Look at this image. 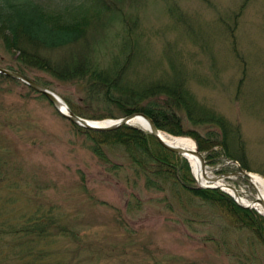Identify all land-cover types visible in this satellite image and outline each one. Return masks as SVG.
<instances>
[{
    "label": "rangeland",
    "instance_id": "obj_1",
    "mask_svg": "<svg viewBox=\"0 0 264 264\" xmlns=\"http://www.w3.org/2000/svg\"><path fill=\"white\" fill-rule=\"evenodd\" d=\"M44 1L76 6L83 0ZM104 1L89 27L85 50L105 65L117 56L124 28L132 27L140 55L130 78L145 86L173 67L183 71L198 101L241 130L245 166L224 159V171L240 167L264 178V0ZM116 11L127 18L125 24L113 18ZM83 46L27 53L8 50L0 40V66L23 68L83 113L111 118L118 108L85 100V78L59 71L70 49ZM88 135L77 131L46 96L0 77V159L5 163L0 160V180L8 179L0 182V200L16 199L15 213L28 208V215L39 206L54 207L61 224L83 233L84 243L57 235V257L65 256L67 264H264V245L255 233L218 206L198 199L191 203L187 195L175 198L166 191L169 186L146 188L142 177L133 178L126 157L116 175L93 153ZM127 177L132 181L126 182ZM226 183L252 199L244 177Z\"/></svg>",
    "mask_w": 264,
    "mask_h": 264
},
{
    "label": "trees",
    "instance_id": "obj_2",
    "mask_svg": "<svg viewBox=\"0 0 264 264\" xmlns=\"http://www.w3.org/2000/svg\"><path fill=\"white\" fill-rule=\"evenodd\" d=\"M103 3L104 0H83L76 6H52L44 0H0V40H3L8 50L19 49L27 53L28 50L37 49L68 51L73 46L84 45L80 50L76 49L79 55L75 49H70L71 55L63 61L64 65L59 63L58 68L62 73L72 75V78H85V100L118 108L119 114H110L109 117L143 112L160 129L193 137L205 154L207 163L218 166L220 172L224 171V159H235L245 166V148L240 128L223 114L199 102L186 85L187 75L183 71L173 67L172 73L145 86L130 78V74L136 71V61L140 55L138 39L132 27L124 28L126 37L119 51L116 50L117 56L113 55L112 60L105 65L95 58L94 53H89L90 49L85 50L89 27L92 20L103 11ZM90 9L95 13L92 18ZM170 11L174 15V8ZM113 17L120 19L123 24L127 22V18L119 11ZM170 63L172 67L173 61ZM8 68L25 74L23 68ZM0 77L8 76L0 74ZM69 105L78 115L102 117L88 115L82 112V107ZM181 113L191 126L186 127ZM74 126L77 131L89 134L93 153L116 175L121 174L123 164L120 161L126 157L133 178L134 175V179L143 178L146 188L164 190L169 186L170 189L166 191L175 198L181 199L187 195L191 203H196L198 199L218 206L240 227L255 233L264 245L263 216L255 210L239 207L219 189L199 187L187 160L162 147L149 133L132 126L107 132ZM114 150L121 153H113ZM0 160L4 165L2 158ZM3 180L8 179L1 178L0 181ZM125 181H132V178L127 177ZM16 188L10 189V192L14 193ZM14 201L16 199L0 200V264H67L66 257H57L60 253L54 251L57 235L70 237L76 243L86 241L83 233L61 224L57 216L60 212L54 207L39 206L28 215V208L15 213ZM164 201L170 202L168 198ZM257 262L262 264L259 260L254 261V264Z\"/></svg>",
    "mask_w": 264,
    "mask_h": 264
},
{
    "label": "bare ground",
    "instance_id": "obj_3",
    "mask_svg": "<svg viewBox=\"0 0 264 264\" xmlns=\"http://www.w3.org/2000/svg\"><path fill=\"white\" fill-rule=\"evenodd\" d=\"M114 19L116 20V18H114ZM0 68L13 70L11 68L2 67V66H0ZM136 70H137V68H136ZM13 71H16V70H13ZM16 72H18V71H16ZM0 74L6 75V74H4L2 72H0ZM6 76H8L10 78H13V79H15V80H17V81H19L21 83H24L25 85L28 86V84H26L25 82L15 78V77H12V76H9V75H6ZM59 105H60V108L65 110V107L63 106V104H59ZM140 114H144V115L148 116L147 114H145L143 112H132V113L127 114V115L118 116V117H111V118H108V119H110V120H118L120 118H123V117L125 118V117L129 116L130 119L128 121L131 122V123H127V124L123 125L122 127H124V126H132V127L140 128L143 131L149 133L151 136H153L160 145H161L160 142L166 141V142H168L170 144H173V145H179V146L188 148V150L195 148V142H194V140L191 137H189V136H180V134H173V133H171L169 131L167 132L166 130L160 129L156 125L154 120H152L148 116L155 123L156 127L158 128L157 134L154 135L152 133V127H151L150 122H148L147 119L138 116ZM131 115H137V117H135L133 119V116H131ZM108 119L107 120H99L100 124H107L109 122ZM122 127H120V128H122ZM117 129H119V128H116L115 130H117ZM187 157H188V159L190 160V162L192 164L193 172H194V175L197 178V180L199 182H201V183H205V181H204L205 175L211 174V173L208 170H206V172H205L204 168L202 167L201 160H200L199 157H197L196 155L191 154V153H188ZM244 178L251 185V188H250L251 191H249L251 193V195L255 194L256 197L259 198V201L255 204L257 210L264 215V178L261 175L255 173V172H251V171H250V175H246ZM218 184L221 185V182H219ZM220 189H222L224 192H226L230 196L236 197L239 200L240 203L247 204V205L250 204V202L248 200H246L247 198L242 195V193H241L242 191L240 189H238L236 186H234V185L224 186L223 188H220ZM236 192L239 194L240 198H238ZM234 197H233V199H234Z\"/></svg>",
    "mask_w": 264,
    "mask_h": 264
},
{
    "label": "water",
    "instance_id": "obj_4",
    "mask_svg": "<svg viewBox=\"0 0 264 264\" xmlns=\"http://www.w3.org/2000/svg\"><path fill=\"white\" fill-rule=\"evenodd\" d=\"M0 72L4 73L6 75H9V76L15 77V78L25 82L26 84H28L33 89L43 93L44 95H46L49 98V100L55 105V107L58 108V110L60 111L62 116L70 119L71 121H73V122H75L77 124L85 126L87 128H90V129H93V130H99V131H110V130H114L116 128H120V127H122L123 125H125L127 123H131V122L128 121L130 119L129 116H127L125 118L124 117L120 118L118 120H109V122L107 124H100V123H98L96 121H91V120L82 118V117L74 114L72 112V110L61 100V98L57 94H55L53 91L49 90L45 86L37 83L33 79H31L29 77H26L25 75H23V74H21L19 72H16V71H13V70H9V69L0 68ZM59 104H63V106L66 108L67 111L62 110L60 108ZM131 116H133V119L135 117H137V115H131ZM138 116H142L145 119H147L148 122H150L151 127H152V133L154 135H156L157 132H158V128L156 127L155 123L148 116H146L144 114H140ZM160 143L166 149H168L170 151H173V152H176V153H179V154H182L184 156H186L188 153L196 155L197 157L200 158V160L202 162V167L205 168L206 164H205L204 156L202 155V153L199 151V149L197 147L195 149L188 150V148H185V147H182V146H179V145H173V144H170V143H168L166 141H163V142H160ZM234 174H236V175H249V173L246 172L245 170L234 172ZM224 176H228V174L218 175V176H207L206 175L205 176V179H206L205 181L206 182L205 183H199V184L202 187H211V186L207 185V182H212V183L214 182L215 184L213 183L214 184L213 187L223 188L224 186H227V185H219L218 184V180L222 179ZM236 194H237L238 198H240V196H239V194L237 192H236ZM234 199H235V201L237 202V204L239 206L247 207V208H255L254 207V203L259 200V198L256 197V200L254 202H250V204L247 205V204L240 203L239 200L236 197H234Z\"/></svg>",
    "mask_w": 264,
    "mask_h": 264
}]
</instances>
